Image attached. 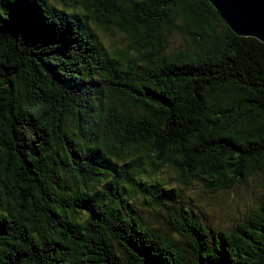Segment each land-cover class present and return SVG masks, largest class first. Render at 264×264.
Returning a JSON list of instances; mask_svg holds the SVG:
<instances>
[{"label": "trees", "instance_id": "obj_1", "mask_svg": "<svg viewBox=\"0 0 264 264\" xmlns=\"http://www.w3.org/2000/svg\"><path fill=\"white\" fill-rule=\"evenodd\" d=\"M58 1L0 0V264H264V195L230 230L174 208L193 184L264 186V41L208 0ZM166 170L178 186L150 181ZM128 191L169 211L195 263Z\"/></svg>", "mask_w": 264, "mask_h": 264}, {"label": "rangeland", "instance_id": "obj_2", "mask_svg": "<svg viewBox=\"0 0 264 264\" xmlns=\"http://www.w3.org/2000/svg\"><path fill=\"white\" fill-rule=\"evenodd\" d=\"M54 4L61 6L58 0H50ZM93 28L103 41L104 45L110 50H128L132 45V40L124 34L118 32L116 28H105L96 20L89 19ZM168 49H175L183 43V36L177 31L170 35ZM132 52L135 54V50ZM174 173L166 170L155 178L164 181L166 188L178 186L174 179ZM130 191L124 195V202H128L130 206L149 224L151 227L162 231L170 232L171 235L181 241L183 244V252L192 263L196 262V253L189 239L182 237L175 232L170 224V213L163 207L158 205L149 192H133ZM264 195V186L262 180L258 176H253L246 184H238L229 190L220 192H212L199 184H193L183 188L182 198L174 205L178 212L195 215L204 225L225 230H230L233 226L243 220L245 214L252 208L256 207ZM83 217H87V212L82 213ZM117 250L119 249L115 242Z\"/></svg>", "mask_w": 264, "mask_h": 264}, {"label": "water", "instance_id": "obj_3", "mask_svg": "<svg viewBox=\"0 0 264 264\" xmlns=\"http://www.w3.org/2000/svg\"><path fill=\"white\" fill-rule=\"evenodd\" d=\"M240 36L264 41V0H208Z\"/></svg>", "mask_w": 264, "mask_h": 264}]
</instances>
